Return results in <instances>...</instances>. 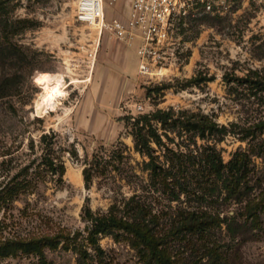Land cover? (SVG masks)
<instances>
[{"label":"rangeland","instance_id":"rangeland-1","mask_svg":"<svg viewBox=\"0 0 264 264\" xmlns=\"http://www.w3.org/2000/svg\"><path fill=\"white\" fill-rule=\"evenodd\" d=\"M0 3L5 8L0 10V33L7 35L1 42L25 52L23 61L0 68V80L4 74L12 77L9 89L0 90V183L5 187L16 178L15 182L23 180L28 168L38 179L43 134L55 135L53 155L66 169L62 182L58 176L37 180L35 194L22 196L0 211V236L84 229L85 206L107 212L116 200L131 197L148 178L142 171L147 158L135 151L123 120L140 115L139 104L142 113L191 109L225 125H251L262 112L250 90L239 84L249 73L264 74V0H221L209 13L190 8L175 23L172 44L156 50L160 58L152 77L132 73L121 49H130L133 57L139 42L120 40L110 31L100 36L98 28L79 20V0ZM105 7L107 21H126L130 0H107ZM46 74L64 76L66 82L65 96L51 108L44 104L41 79ZM120 144L127 146L140 179L134 184L119 177L98 179L87 189L85 160L100 147ZM240 147L248 144L234 135L218 145L226 162ZM255 165L258 172L264 171L263 159H255ZM157 199L153 198L156 210L177 205ZM224 207L233 213L237 205ZM225 230L222 244L233 251L231 264H264V214L261 228L253 229L249 223L234 240ZM100 244L115 264H141L136 251L125 243L106 237ZM50 260L77 264L73 252L51 253ZM0 264H38V260L19 256L0 259Z\"/></svg>","mask_w":264,"mask_h":264},{"label":"trees","instance_id":"trees-1","mask_svg":"<svg viewBox=\"0 0 264 264\" xmlns=\"http://www.w3.org/2000/svg\"><path fill=\"white\" fill-rule=\"evenodd\" d=\"M4 9L0 3V10ZM0 34V68L23 61V48L1 42L7 35ZM10 81L12 77L4 74L1 92L9 89ZM239 85L250 90V98L257 99L262 110L251 125H225L211 115L174 107L124 117L135 151L147 158L142 169L148 174L146 182L137 186L131 197L116 200L107 212L85 206L84 229L64 227L25 236H0V259L27 256L36 258L38 264H54L50 254L62 251L75 253L77 264H115L100 244L103 238L112 237L136 251L141 264H231L233 251L222 244L224 228L234 240L249 223L253 229L261 228L264 214V171L258 172L255 165V159L264 160V74L249 73ZM230 135L239 136L248 147H240L226 162L218 145ZM54 139L53 134L41 136L38 179L28 168L23 180L15 182L16 178L5 187L0 183V211L22 196L35 194L40 179L58 176L62 182L66 169L53 155ZM130 162L126 145L100 147L92 159L85 160L87 189L95 180L116 177L134 184L140 176ZM153 198L177 205L156 210ZM228 204L237 205L233 213L226 211Z\"/></svg>","mask_w":264,"mask_h":264},{"label":"built area","instance_id":"built-area-1","mask_svg":"<svg viewBox=\"0 0 264 264\" xmlns=\"http://www.w3.org/2000/svg\"><path fill=\"white\" fill-rule=\"evenodd\" d=\"M106 1L79 0V20L98 28L100 36L110 31L120 40L139 41V72L152 77L160 58L156 50L172 44L175 23L188 15L190 8H200L209 13L221 0H130L127 20L114 19L110 22L106 20ZM136 108L139 112L143 111L141 104Z\"/></svg>","mask_w":264,"mask_h":264},{"label":"bare ground","instance_id":"bare-ground-1","mask_svg":"<svg viewBox=\"0 0 264 264\" xmlns=\"http://www.w3.org/2000/svg\"><path fill=\"white\" fill-rule=\"evenodd\" d=\"M41 83L45 86L44 104L48 108L54 107L58 99L65 96L64 86L66 82L64 76L57 77L46 74L41 79Z\"/></svg>","mask_w":264,"mask_h":264},{"label":"crops","instance_id":"crops-1","mask_svg":"<svg viewBox=\"0 0 264 264\" xmlns=\"http://www.w3.org/2000/svg\"><path fill=\"white\" fill-rule=\"evenodd\" d=\"M139 42V41H138ZM139 45H140V42H139ZM139 47V46H138ZM137 47V48H138ZM122 49V51L124 52V55H125V57H126V59L128 60V62H129V65H130V67H131V71H132V73H134V74H139V64H140V60H139V57L137 56V53L136 52H134V54H133V57H131V50L130 49H126L125 47H123V48H121ZM124 57V58H125ZM120 73V71L119 72H117V74H119Z\"/></svg>","mask_w":264,"mask_h":264},{"label":"snow or ice","instance_id":"snow-or-ice-1","mask_svg":"<svg viewBox=\"0 0 264 264\" xmlns=\"http://www.w3.org/2000/svg\"><path fill=\"white\" fill-rule=\"evenodd\" d=\"M39 82V81H38Z\"/></svg>","mask_w":264,"mask_h":264}]
</instances>
